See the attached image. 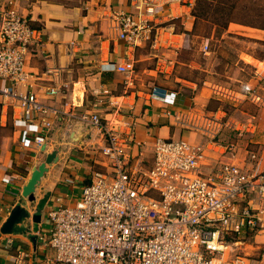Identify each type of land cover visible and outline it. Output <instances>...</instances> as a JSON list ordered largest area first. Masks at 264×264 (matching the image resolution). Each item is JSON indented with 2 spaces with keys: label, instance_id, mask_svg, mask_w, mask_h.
I'll return each mask as SVG.
<instances>
[{
  "label": "built area",
  "instance_id": "1",
  "mask_svg": "<svg viewBox=\"0 0 264 264\" xmlns=\"http://www.w3.org/2000/svg\"><path fill=\"white\" fill-rule=\"evenodd\" d=\"M132 2L134 11L117 14L115 24L118 38L137 46L149 39L148 17L154 11L146 0ZM43 46L42 31L27 17L11 7L0 10V96L13 102L21 148L38 152L46 146L51 119L64 114L31 91L17 90L31 78L27 60L44 57ZM207 49L203 41V52ZM115 70L131 76L134 63L127 60ZM59 93L55 84L44 90L51 101ZM80 120L101 137V169L92 172L74 203L48 213L45 241L53 254L46 264H254L231 244L241 234L264 230L259 155H247L249 168L217 161L204 172L202 143L156 138L151 167L143 169L138 162L131 168L127 150L138 145L133 125L113 124L92 113L81 114ZM181 126L200 130L187 122Z\"/></svg>",
  "mask_w": 264,
  "mask_h": 264
},
{
  "label": "crops",
  "instance_id": "2",
  "mask_svg": "<svg viewBox=\"0 0 264 264\" xmlns=\"http://www.w3.org/2000/svg\"><path fill=\"white\" fill-rule=\"evenodd\" d=\"M146 1L153 7V15L148 18L154 25L149 39L134 46L118 38L115 24L117 14L134 11L132 0H0V10L11 7L42 31L44 57L33 55L27 60L26 70L31 78L26 87L17 90H29L40 102L64 113L51 119L52 127L42 152L22 149L14 127L13 146L0 150V229L17 203L24 205L30 215L22 223L25 232L0 234V264H46L53 254L45 241L50 231L48 213L60 204L74 203L92 172L101 169V137L80 120L83 113L97 114L113 124L133 125L138 145L127 150L131 168L138 162L143 169L151 167L156 138L202 142L206 155L202 161L204 172L217 161L249 168L243 163L244 155L240 163L235 162L242 156L224 154L223 146L207 142L203 136L212 133L207 131L204 117L216 86L208 83L209 87H195L190 96L158 81L162 73L169 72L170 62L161 58L153 62L154 50L171 44L173 37H180L158 23L167 17L181 19L183 29L192 36L194 19L190 8L195 0H188L189 6L178 0H156V5L153 0ZM225 33L254 42L264 38L263 30L234 23L228 25ZM239 58L254 66V57L248 52L241 50ZM127 60L134 63L131 76L115 70ZM254 74L263 75L257 70ZM53 84L60 91L55 101L44 96L45 88ZM0 105L1 118L7 109L12 111L13 126V102L0 96ZM183 122L200 130L183 134ZM52 152L56 153V161L47 166L34 189V200L28 202L21 196L22 187L32 170ZM263 231L255 236L256 242L264 243ZM259 263L264 264V260Z\"/></svg>",
  "mask_w": 264,
  "mask_h": 264
},
{
  "label": "rangeland",
  "instance_id": "3",
  "mask_svg": "<svg viewBox=\"0 0 264 264\" xmlns=\"http://www.w3.org/2000/svg\"><path fill=\"white\" fill-rule=\"evenodd\" d=\"M153 1L156 5L159 0ZM178 1L189 6L188 0ZM166 7L163 13H166ZM153 25L154 22H151L150 26ZM158 25L180 36L172 40L166 35L173 42L154 50L156 57L153 62L159 58L170 62L169 72L162 73L158 81L190 96L195 87H209L208 83L216 86V94L207 103L204 117L207 131L212 133L203 136L207 142L223 146L224 154L242 156L235 162L240 163L243 155L244 162L248 161L246 157L250 153L259 155L264 161V79L260 74H254L255 70L264 73V38L254 42L231 37L226 35V31L216 37L208 23L198 26L199 36H189L183 29L182 20L170 17L161 20ZM202 41L208 42L206 52L202 50ZM241 50L254 57V66L239 58ZM181 131L183 134L197 132L190 127H181ZM13 132L12 111L7 109L5 117L1 118L0 105V150L13 146ZM213 149L219 151V148ZM257 234H241L231 244L235 253L251 258L254 264L264 260V243L255 241Z\"/></svg>",
  "mask_w": 264,
  "mask_h": 264
},
{
  "label": "trees",
  "instance_id": "4",
  "mask_svg": "<svg viewBox=\"0 0 264 264\" xmlns=\"http://www.w3.org/2000/svg\"><path fill=\"white\" fill-rule=\"evenodd\" d=\"M190 16L194 19L193 36H199L201 23L210 24L216 37L231 23L264 31V0H195Z\"/></svg>",
  "mask_w": 264,
  "mask_h": 264
},
{
  "label": "water",
  "instance_id": "5",
  "mask_svg": "<svg viewBox=\"0 0 264 264\" xmlns=\"http://www.w3.org/2000/svg\"><path fill=\"white\" fill-rule=\"evenodd\" d=\"M56 161V153L52 152L46 156L43 163H41L37 168H34L27 179L25 185L22 187L21 196L26 198L28 202L34 200L33 192L36 185L39 183L41 177L47 170V166L51 165ZM29 212L24 205L17 203L10 211L5 223L0 229V234H17L25 232V227L22 225L25 219L29 218ZM36 222V218H35Z\"/></svg>",
  "mask_w": 264,
  "mask_h": 264
}]
</instances>
